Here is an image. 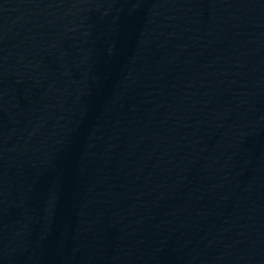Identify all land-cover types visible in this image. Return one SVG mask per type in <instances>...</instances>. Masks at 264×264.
<instances>
[{
    "label": "water",
    "instance_id": "obj_1",
    "mask_svg": "<svg viewBox=\"0 0 264 264\" xmlns=\"http://www.w3.org/2000/svg\"><path fill=\"white\" fill-rule=\"evenodd\" d=\"M0 264H264V0H0Z\"/></svg>",
    "mask_w": 264,
    "mask_h": 264
}]
</instances>
